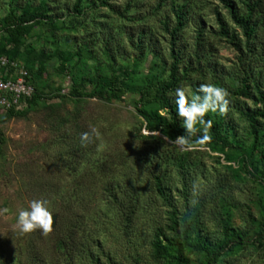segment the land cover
Returning <instances> with one entry per match:
<instances>
[{
	"label": "rangeland",
	"instance_id": "1",
	"mask_svg": "<svg viewBox=\"0 0 264 264\" xmlns=\"http://www.w3.org/2000/svg\"><path fill=\"white\" fill-rule=\"evenodd\" d=\"M8 1L0 0V18L10 10ZM25 1L17 0V6ZM73 1L52 0L49 2V7L66 19L70 17L65 7L71 6ZM186 1L192 5L191 10L194 15L182 33L183 43L189 48L195 45L196 32L198 26L201 25L203 29L201 48L209 49L210 61L215 69L224 71L227 68L237 71L238 74L242 68L240 59L246 62L248 53L243 47L242 32L234 25L227 10L217 0ZM233 2L241 10L239 0H233ZM34 3H37V0ZM110 3L119 10L124 7H133L130 13L134 12L132 14L144 16V22H135L129 16L126 18L118 16L109 8L99 6L93 14L92 11L87 10L79 18V24L75 28L70 24L64 27L61 21L56 22L54 26L41 22L32 23L29 31L20 38L17 58L22 63L28 64L27 59L33 56L35 62L33 69L36 70L39 56L50 55V59L46 65V76L43 75L38 82L45 94L43 98L31 106L25 103L19 109L24 110V114L21 115L6 117L5 112L0 110V264H36L31 257L34 251H36L37 258H43L37 264H67L69 252H73L71 264H92L88 258L77 255L79 252L84 254L86 246L99 256L103 264H113V262L135 264V261L138 264H163L156 256L151 242L155 240L154 231L158 227L162 228L167 237L171 236L167 226L170 208L163 203L151 187L148 167L136 153L143 142L139 134H150L144 129L142 118L133 106L132 94H125L122 99L110 102L96 98L81 100L71 98L67 94L70 87L69 75L58 72L53 67L57 60L54 50H61L69 54L70 62L74 63L78 73L109 74L111 66L127 65L136 69L138 74L144 73L145 68L149 66L148 62L154 59L149 54L146 56L145 64H143V59L142 61L137 60L139 54L129 38L135 39L137 31L144 27L146 33L151 36H147V42L160 50L155 62L160 71L164 70L166 74L170 62L167 48L168 35L161 29L159 19L171 14L169 0H110ZM157 4H161V8L154 11ZM216 10L227 22L229 31L236 34L237 38L234 39V43L239 40V47L218 33L219 28L214 15ZM260 10L262 20H264V1ZM168 20L172 26L173 17L171 15ZM112 34L114 39H111V43L117 45L118 49L114 51L113 46L114 55L110 63L104 49L108 36ZM258 34L264 39V29L261 26L258 28ZM66 37L69 38L68 41H65ZM6 41L7 39H4V35L0 32V44L4 46L6 44L9 48L14 47ZM83 43L87 51H83L82 56H78L76 51L80 47L79 44ZM212 73L202 75L200 68L194 69L189 73L190 79L183 80L181 86L192 94L190 83L198 80L199 85L214 84V78L210 77L214 75ZM233 79L229 77L224 81L233 86L235 85ZM59 85L62 88L60 93L64 95L50 96V94H57ZM238 99L245 102V105L252 106L251 101L244 97H238ZM62 119L65 122L61 127L64 126L68 130L74 124L85 126L88 129L98 128L102 138L98 144H102L103 147L100 150L96 147L89 154L91 164L101 166L106 158L107 161L113 159L117 164L114 169H110L114 176L129 178L136 182L143 203L149 198L154 199L153 202L144 203L145 205L136 212H120L119 214L107 212L105 203L107 192L103 190L107 178L100 180V173H91L87 165L78 167L75 174H71L69 170L59 165L61 161L59 154L62 149L55 143L60 134L58 130L59 123H63ZM156 137L162 142L165 150H169L178 157H185L184 154H186L201 164L196 169L192 183L184 184L178 179L174 166L167 168L165 172L166 177L171 180L169 182L171 190L166 192L171 194L173 203L179 207L180 211H184L186 204L193 205L194 198L200 192L206 194L208 198L210 190H215L216 186H219L220 182L216 180L228 171V165L238 168L233 161H225L222 153L211 151L207 147L190 145L187 149H181L161 134ZM135 157L138 161H134ZM238 172L239 178L226 181L227 185L223 184L225 186L221 190L228 194L230 204L220 198L214 203L215 211L219 207V210L223 208L224 211H220L222 215L219 212H211L213 203L206 205L202 223L207 231L218 229L219 223L215 216L227 218V224L240 231L249 229L251 217L258 220L263 197L262 188L258 183L247 179V175L242 170ZM40 177L42 179H39ZM49 177L55 180L54 186L58 188L59 194H54L52 190L48 195L43 189L42 184ZM91 182H96L95 186ZM90 185L97 191L93 194L92 189L84 195L92 198V212H82L80 209H77V212L59 211L61 208L66 210L63 200L70 192L73 198L78 197L82 187L91 189ZM116 194L119 198H123L120 192ZM34 199L48 201L47 206L55 216L53 231L48 236L42 235L40 230L27 234L15 230L18 212L27 208L30 201ZM98 208L100 210L96 212ZM4 209L8 211L3 212ZM101 209L106 212H102ZM127 216L129 220H126ZM76 218L81 220L83 232L77 229ZM74 224L77 227L73 229L71 225ZM85 228L89 230L90 235L95 237L94 239L86 241L83 237L86 235ZM69 233L74 234L75 245L67 244ZM98 238L102 244L98 242ZM186 254L195 263L201 259L196 252L188 250ZM215 264H264V242L261 246L247 244L239 247L220 257Z\"/></svg>",
	"mask_w": 264,
	"mask_h": 264
},
{
	"label": "trees",
	"instance_id": "2",
	"mask_svg": "<svg viewBox=\"0 0 264 264\" xmlns=\"http://www.w3.org/2000/svg\"><path fill=\"white\" fill-rule=\"evenodd\" d=\"M16 1H8L10 10L5 16L0 18V32L4 35V39H7L6 42L13 44L14 47L9 48L6 44L5 46L0 44V56H6L9 60L21 63L29 73V82L34 87V93L26 100L27 106H31L41 100L43 95H45L38 82L43 75L46 76V65L50 59V55L39 56L35 70L33 69V64L35 63L33 56L27 59L30 65L22 63L17 58V46L20 43V38L29 31L32 23L41 22L54 26L56 22L61 21L64 27L70 24L75 28L79 24V18L87 10L92 11L93 14L99 6L109 8L118 16L125 18L129 16L135 22H144L145 19L144 16L132 14L134 12L130 13L133 7H124L121 10L116 9L110 3V0H74L71 6L67 5L65 7L70 17L66 19H64V16H60L61 14L53 12V9L49 7V2L52 0H37V3H34L35 0H26L20 6H17ZM217 1L227 10L230 19L241 30L244 38L243 47L248 53V58L246 62L244 59H240L242 68L238 74L237 71H231L227 68L224 71L215 69L210 61L211 54L209 49L203 50L201 48L202 44L200 41L203 35L201 25L198 26L196 32V44L189 48L183 43L182 33L194 15L191 10L192 5L186 0L181 2L179 0H169L170 15L173 17L172 26H170L168 20L170 15L159 19L161 29L168 35L167 48L169 49L170 62L166 74L164 70L160 71L159 66L155 62L157 53L160 50H157L155 45L151 46V43L147 42L146 38L150 35L146 33L144 27L137 31L135 39L129 37L139 54L136 58L137 60L142 61L143 59V64H145L147 62L145 60L146 56L149 54L154 59L148 62L149 66L145 68L146 72L144 73L138 74L136 69L128 65L111 66L109 74L100 72H96L94 75L78 73L74 63L70 62L67 52L54 50L57 60L56 65L53 67L56 71L66 73L70 77V87L67 92L69 97L78 100L96 98L110 102L122 99L125 94H132L133 106L142 118L144 129L150 134H139L143 142H141L142 146H139L140 148L137 149L136 153L138 158L148 167L151 187L163 203L170 208L167 226L171 236L167 237L162 228L158 227L154 231L155 240L151 242L156 256L161 259L163 264H215L220 257L239 247H244L247 244L261 246L264 242V39L260 38L258 34L260 26L264 29V20H262L260 14L264 0H239L242 6L241 10L237 8L233 0ZM159 8H161V4H157L154 11ZM214 15L219 28L218 33L234 43V39L237 38L236 34L229 31L227 22L219 11L216 10ZM111 39H114L113 34L108 36L104 49V53L110 63L112 62L114 51L118 49L117 45L111 43ZM68 40L69 38L66 37L65 41ZM234 44L239 47V40ZM79 45L76 55L82 56V52L87 51V48L85 43ZM161 60L164 61L163 58ZM197 68H200L202 75H206L209 72L214 73V75H210L211 78H214V85L224 87L229 91L231 104L226 115H221L219 112H209L205 117L206 120L213 122V126L208 132L211 139L204 144H200L197 141L202 133L197 132L195 135L188 137L190 145L207 147L211 151L222 153L225 161H233L238 168L228 165V171L216 180L220 182L219 186H216L215 190H210L208 198L205 196L206 194L200 192L194 198L193 205L186 204L187 207L184 206V211H180L179 207L173 203L171 194L166 192L171 190L169 185L171 180L166 177L165 172L167 168L174 166L178 179L182 180L184 184L192 183L196 169L201 164L186 154H184L185 157H178L169 150H165L158 137L151 133L159 132V134L171 141H174L178 135L187 136L186 130L182 126V119L177 115V108L174 102L175 89L181 86L183 80L190 79L189 73ZM229 77L234 78L235 85L230 86L224 81L225 78ZM190 86L192 87L193 95L201 94L199 93L198 80L191 82ZM58 89L57 94H50V96L59 97L64 95L60 93L61 85H59ZM238 97H244L251 101L252 106L245 105V102L239 101ZM4 112L6 117L24 114V110L8 109ZM67 121L71 122V120ZM61 122L63 123H59L60 127L58 126L60 134L55 143L62 149L59 154V157H61L59 165L69 170L71 174H75V170L78 167L87 165L86 167L89 168L87 169L91 173H100V180H103L104 177L107 178V183L103 187V190L107 192L105 195L107 212H116L117 214L120 212H136V210L145 205L144 203L151 204L153 202L154 199L149 198L143 203V200L140 199V190H138L136 182L131 181L129 178L123 179L114 176L110 169H114L117 164L113 159L107 161L106 158L101 163V166L91 164L89 154L99 144L96 141L87 147L81 145V134L89 131L88 128L74 124L70 128L71 130H68L64 126L61 127L65 120L62 119ZM197 127L200 126L197 125ZM138 158L135 157L134 161H138ZM240 170L247 175H245L247 179L258 183L262 188L263 197L258 212V220L251 217L249 229L240 231L229 226L227 218L223 216L217 218L215 216L219 223L218 229L207 231L202 223L206 205L213 203V211L211 212H219V214L220 211L222 212L223 208L219 210L220 207L216 211L214 210V207H216L214 203L219 198L229 203L228 194L221 190L223 186L227 185L225 184L226 181L239 178L240 174L238 171ZM39 179L42 178L40 177ZM54 183L55 180L49 177L42 184L48 195L52 190V192H55L54 194L58 193V188L54 186ZM91 183L94 186L96 184V182ZM183 188H185V185H183ZM92 189L94 194L97 190L93 187L91 189L82 187L81 193L74 198L70 192L63 200L66 210L61 208L59 211L77 212V209H80L82 212H92V198L84 195L85 192ZM117 192H120L123 198H119V195L116 194ZM100 208L96 212H99ZM102 212L106 211L102 210ZM129 219V216H127L126 220ZM76 220L75 224L78 227L75 224L71 225V227L74 229L76 226L78 230H82L83 224L81 220L79 218H76ZM84 231L86 235L83 237H85L86 241L95 238L89 234V230L86 228ZM66 242L69 245H75L74 234L69 233ZM98 242L102 244L99 238ZM86 247L84 254H80L78 250L79 253L77 255L88 258L92 264H103L100 262L99 256L94 254L93 250L88 246ZM188 250L198 253L201 259L195 263L186 254ZM72 253L69 252L67 255V264H71ZM31 257L36 261V264L43 260V258H37L36 251ZM113 264L116 263L113 262ZM135 264H138V262L135 261Z\"/></svg>",
	"mask_w": 264,
	"mask_h": 264
},
{
	"label": "clouds",
	"instance_id": "3",
	"mask_svg": "<svg viewBox=\"0 0 264 264\" xmlns=\"http://www.w3.org/2000/svg\"><path fill=\"white\" fill-rule=\"evenodd\" d=\"M199 93L201 94L193 95L184 86L175 89L174 102L177 108V115L182 119V126L187 133V136L178 135L173 141L181 149L190 147L188 137L195 135L197 132L202 133L197 141L198 143L204 144L211 139L208 132L213 126V122L205 119L209 112H219L221 115H226L229 111L231 94L226 88L211 83H202L199 85ZM197 125L200 127H197ZM151 134L158 136L159 132ZM80 139L81 145L87 147L102 138L98 128L90 127L89 131L81 134ZM102 147V144L98 145V150ZM47 205L48 201L42 199L30 201L27 208L18 212L15 230L22 234L36 230H40L44 236L51 234L54 226V217L53 212ZM7 211V209L3 210V212Z\"/></svg>",
	"mask_w": 264,
	"mask_h": 264
},
{
	"label": "built area",
	"instance_id": "4",
	"mask_svg": "<svg viewBox=\"0 0 264 264\" xmlns=\"http://www.w3.org/2000/svg\"><path fill=\"white\" fill-rule=\"evenodd\" d=\"M34 93L24 66L0 56V110H19Z\"/></svg>",
	"mask_w": 264,
	"mask_h": 264
},
{
	"label": "water",
	"instance_id": "5",
	"mask_svg": "<svg viewBox=\"0 0 264 264\" xmlns=\"http://www.w3.org/2000/svg\"><path fill=\"white\" fill-rule=\"evenodd\" d=\"M53 217H54V224H55V216L53 215Z\"/></svg>",
	"mask_w": 264,
	"mask_h": 264
}]
</instances>
